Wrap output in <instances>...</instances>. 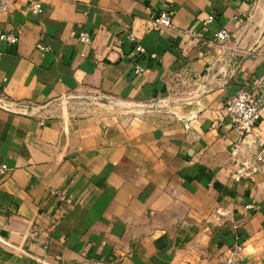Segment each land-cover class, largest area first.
I'll use <instances>...</instances> for the list:
<instances>
[{
    "label": "crops",
    "instance_id": "1",
    "mask_svg": "<svg viewBox=\"0 0 264 264\" xmlns=\"http://www.w3.org/2000/svg\"><path fill=\"white\" fill-rule=\"evenodd\" d=\"M0 30V264H264V172L233 181L226 110L248 89L264 122V0H15ZM52 190L74 204L51 233Z\"/></svg>",
    "mask_w": 264,
    "mask_h": 264
},
{
    "label": "built area",
    "instance_id": "2",
    "mask_svg": "<svg viewBox=\"0 0 264 264\" xmlns=\"http://www.w3.org/2000/svg\"><path fill=\"white\" fill-rule=\"evenodd\" d=\"M15 0H0V11L8 12L12 9ZM43 11L42 2H35L31 6L33 15L41 14ZM214 18L209 17L204 24L212 21ZM172 14L168 11H161L155 19V28L157 32H163L164 29H175ZM194 33V32H191ZM131 41H137L133 35H130ZM214 39L218 44L225 45L232 39L229 31L223 29L217 32ZM80 40L86 44L90 43L92 38L87 33L80 35ZM0 41L11 45H16L19 42V36L15 33H5L0 30ZM40 51L46 53L49 47L41 45ZM136 51L140 54L145 53V49L137 44ZM155 57V55H153ZM146 71V68L140 65L135 67L137 75ZM264 80V79H263ZM228 118L231 126L241 135V142L234 144L232 149V157L237 167L232 179L235 183H240L243 180L254 181L264 172V122L259 123L261 118V105L255 93L248 89L240 90L236 96L231 99L226 106ZM250 138L251 144L255 147V155L252 160H240L241 143ZM7 165L0 164V174L5 175L8 172ZM51 199L56 202V207L50 215L49 232L57 229L63 220V214L73 207V200L62 190H52L50 192ZM252 208V206H249ZM31 237H37V231H33ZM242 247L234 245L226 252L225 259L220 264H242L241 262Z\"/></svg>",
    "mask_w": 264,
    "mask_h": 264
}]
</instances>
